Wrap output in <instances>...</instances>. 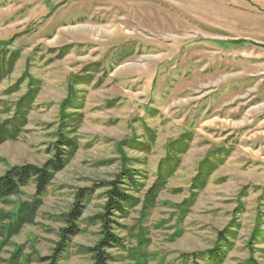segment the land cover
I'll use <instances>...</instances> for the list:
<instances>
[{"label":"rangeland","instance_id":"1","mask_svg":"<svg viewBox=\"0 0 264 264\" xmlns=\"http://www.w3.org/2000/svg\"><path fill=\"white\" fill-rule=\"evenodd\" d=\"M262 122L264 0H0V177L63 156L0 197V264H92L115 187L109 264H264Z\"/></svg>","mask_w":264,"mask_h":264},{"label":"trees","instance_id":"2","mask_svg":"<svg viewBox=\"0 0 264 264\" xmlns=\"http://www.w3.org/2000/svg\"><path fill=\"white\" fill-rule=\"evenodd\" d=\"M63 140L64 142L67 143L69 142L67 145L70 146L71 142L68 139L67 140L63 139ZM55 148H57V151L62 150L58 147L57 144L55 145ZM62 157L63 156L61 155L58 156V153H56L55 154L56 160L47 162L43 167L24 165L9 170L6 174L0 177V197H8L12 195L20 187L25 186L30 179H33L35 181L36 187L38 189V194L43 193L45 191V186L47 185L51 177L50 171L51 170L53 171L56 168H60L63 161ZM126 176L127 177L123 178L124 183L126 179L130 178L128 173L126 174ZM88 193L89 192L86 191H82L79 193L78 195L80 197L79 202L74 203V207L72 208L68 218L65 219L68 222V227L63 230L64 234L62 240L58 244L59 247H65L66 238L75 235L79 232L78 227H76L75 221L77 220V217L84 206L82 204V200L86 199L87 197L86 195ZM106 196H108L107 197L108 201H106L104 205V212L95 214L92 218L93 220H95L94 222H98L97 224H99L101 229L100 234L103 235V238L100 239L98 243L100 248L97 247L96 249H92L91 254H94L93 257H91L92 264H109L110 259L105 249L116 246V244L119 241L118 238L115 237L109 230V228L112 229L114 223L117 224V222L109 218V215L113 216L116 215L117 213L120 214L123 213L125 211L124 206H126V204L129 201V196L126 195V193L124 192V187H119V188L115 187L113 190L107 191ZM59 250H64V249L59 248ZM58 256L59 254L57 255V257Z\"/></svg>","mask_w":264,"mask_h":264},{"label":"bare ground","instance_id":"3","mask_svg":"<svg viewBox=\"0 0 264 264\" xmlns=\"http://www.w3.org/2000/svg\"><path fill=\"white\" fill-rule=\"evenodd\" d=\"M250 96H251V95H250ZM250 98H251V97H250ZM250 101L252 102V100H250ZM250 101H248V102H250ZM248 104H249V103H248ZM248 104H247V105H248ZM247 105H246V106H247ZM263 124H264V122H262V124H261V125H263Z\"/></svg>","mask_w":264,"mask_h":264}]
</instances>
